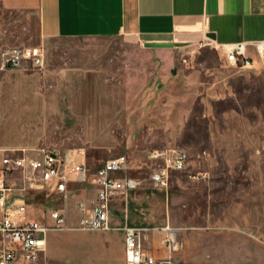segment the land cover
<instances>
[{
    "label": "crops",
    "instance_id": "1",
    "mask_svg": "<svg viewBox=\"0 0 264 264\" xmlns=\"http://www.w3.org/2000/svg\"><path fill=\"white\" fill-rule=\"evenodd\" d=\"M102 37H122L150 56L156 83L148 85L134 99H128V93L119 90L122 85H131V77L122 78L121 70L114 73L108 48L56 47L51 56L46 53V65L39 72L13 73V78L18 77L22 85L30 86L18 89L13 100L19 123L32 121L35 127L37 119L40 127H56L64 118H69L70 129L74 131L72 140L90 141V146L103 148L112 146V129L125 120L129 128H136L143 113L150 118L151 113L169 105L172 93L163 95V82L173 70L177 51L209 43L222 55L224 47L244 41L246 53L256 58L253 41L264 38V0H0V49L9 43L15 46L12 40H16L18 46L43 44L47 49L51 40ZM46 80L51 81L50 86L46 85ZM116 90L119 108L114 106L116 98L112 97ZM137 102L138 106L129 109ZM2 112L0 107V128L3 127ZM34 136L28 133L29 141L0 139V149L8 153L21 150L32 153L34 151L28 148L38 143ZM59 150L66 156L72 150L81 154L84 176L99 164L88 166L85 163L83 147ZM145 158L150 163L146 175L127 173V155L125 170L112 173L117 177L139 176L142 183L125 192L118 189L110 196L106 230L76 227L80 212L75 202L85 201L90 207L96 186L87 183L82 174L67 182L66 228L58 229L63 233L60 255L64 259L86 264H123L124 226L136 228L142 247L156 261L168 254L162 241V188L150 185L147 176L153 171L154 160L147 158L146 153ZM25 193L27 203L33 199L39 203L38 215L44 219L50 207L62 200L53 188L27 189ZM88 237L92 240H83ZM50 238L52 236L47 234L46 248L51 245ZM45 258L47 261L46 250Z\"/></svg>",
    "mask_w": 264,
    "mask_h": 264
},
{
    "label": "rangeland",
    "instance_id": "2",
    "mask_svg": "<svg viewBox=\"0 0 264 264\" xmlns=\"http://www.w3.org/2000/svg\"><path fill=\"white\" fill-rule=\"evenodd\" d=\"M36 46L43 54L40 66L28 62L7 71L0 68L1 141H29V133L38 140L28 148L32 151L80 146L88 166L124 153L127 173L139 176L148 172L145 153L149 148L181 147L187 154L185 166L169 170L166 188L160 189L162 226L172 228L177 241L171 263L264 264V67L258 58L252 66H234L209 43L177 51L173 70L163 82V95L172 93L169 105L151 113L150 118L143 113L136 128H129L125 120L112 129V146L103 148L90 146V141L72 140L69 118L56 127H40L37 119L35 127L32 121L19 123L13 100L18 89L30 86L22 85L13 73L39 72L46 65V53L51 56L56 47L108 48L114 73L121 70L122 78L131 77V85H122L119 92L125 90L128 99H134L156 83L154 62L122 37L51 40L47 49L43 44ZM46 81L50 86L51 81ZM117 93L112 96L116 107L120 105ZM33 200L26 204V214L40 222L49 220L38 215L41 206ZM47 234L52 238L46 248V264H86L60 255L62 231Z\"/></svg>",
    "mask_w": 264,
    "mask_h": 264
},
{
    "label": "built area",
    "instance_id": "3",
    "mask_svg": "<svg viewBox=\"0 0 264 264\" xmlns=\"http://www.w3.org/2000/svg\"><path fill=\"white\" fill-rule=\"evenodd\" d=\"M256 58L246 53L244 41L234 42L222 49L223 59L238 67H249L258 58L264 67V38L253 41ZM28 61L40 66L43 54L37 46H9L0 51V68H15ZM146 156L154 160V168L147 179L152 187L166 188L169 170H181L187 154L178 146L153 147ZM126 155L118 153L103 159L86 176L81 154L72 150L66 156L55 148H39L32 153L21 150L8 153L0 149V264H46V235L51 230L66 228L68 205L64 201L66 184L71 179L83 175L87 183L94 184L96 190L90 199V207L85 201L77 200L75 206L80 212L76 227L84 230H106L108 222V200L116 190L127 191L142 183L138 176H114L115 171H124ZM53 188L61 197L58 205L47 212L49 220L40 222L28 216L25 211L27 189L47 190ZM167 227V224L164 225ZM172 229V228H171ZM162 238L168 254L156 261L155 257L140 242L135 227H123L124 263L172 264L173 251L177 247L175 233L165 232Z\"/></svg>",
    "mask_w": 264,
    "mask_h": 264
},
{
    "label": "bare ground",
    "instance_id": "4",
    "mask_svg": "<svg viewBox=\"0 0 264 264\" xmlns=\"http://www.w3.org/2000/svg\"><path fill=\"white\" fill-rule=\"evenodd\" d=\"M166 232H172V229L167 225V227L163 226L162 227ZM133 263V264H137V262H129L128 264Z\"/></svg>",
    "mask_w": 264,
    "mask_h": 264
},
{
    "label": "water",
    "instance_id": "5",
    "mask_svg": "<svg viewBox=\"0 0 264 264\" xmlns=\"http://www.w3.org/2000/svg\"><path fill=\"white\" fill-rule=\"evenodd\" d=\"M211 36H212V34L211 33H209Z\"/></svg>",
    "mask_w": 264,
    "mask_h": 264
}]
</instances>
